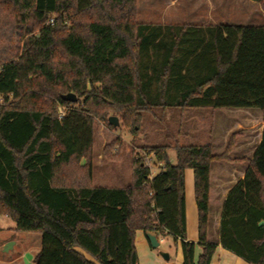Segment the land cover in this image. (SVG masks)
I'll return each instance as SVG.
<instances>
[{
  "label": "trees",
  "instance_id": "16d2710c",
  "mask_svg": "<svg viewBox=\"0 0 264 264\" xmlns=\"http://www.w3.org/2000/svg\"><path fill=\"white\" fill-rule=\"evenodd\" d=\"M137 13V0H0V218L41 236L33 264H139L138 231L181 242L183 264H211L219 245L264 264V128L251 158H232L236 132L221 154L211 142L154 147L157 175L143 158L129 185H92L95 120L116 128L111 112L133 137L156 110H257L264 125V26L143 24ZM223 163L247 168L216 242L212 170ZM187 170L196 244L187 241Z\"/></svg>",
  "mask_w": 264,
  "mask_h": 264
},
{
  "label": "rangeland",
  "instance_id": "374dc122",
  "mask_svg": "<svg viewBox=\"0 0 264 264\" xmlns=\"http://www.w3.org/2000/svg\"><path fill=\"white\" fill-rule=\"evenodd\" d=\"M137 20L154 25H237L264 26V10L250 0H137ZM74 95V94H73ZM76 97V95H74ZM77 99V97H76ZM119 126L95 120V138L92 149V185L97 187H125L132 181L133 161L145 158L152 177L159 166L149 155L154 147H201L212 143L214 153L221 154L233 133H240L233 159L251 158L261 142L262 116L257 110H156L144 114L142 128L135 137L120 115ZM106 153H110L111 157ZM170 161L176 164V152L169 150ZM84 163V162H83ZM247 165L219 164L213 167V186L230 190L245 176ZM159 254L172 255L174 241L159 237ZM12 246L5 253L4 248ZM42 247L39 234L22 233L7 218L0 219V262L30 264Z\"/></svg>",
  "mask_w": 264,
  "mask_h": 264
},
{
  "label": "crops",
  "instance_id": "0c3cea01",
  "mask_svg": "<svg viewBox=\"0 0 264 264\" xmlns=\"http://www.w3.org/2000/svg\"><path fill=\"white\" fill-rule=\"evenodd\" d=\"M263 128L264 125H262L261 134ZM212 175H213V170H212ZM214 189L218 193L217 196L218 205L211 208L210 234L212 238L217 242L219 239L218 230L220 227V219L222 215L223 205L231 189L224 191L220 188L216 189L214 187ZM185 196H186L187 241L196 244L198 242V207L195 199L194 172L192 170H187L185 173ZM135 246L138 253L139 264H183L181 242H178L177 245H174V259L172 260V255L169 254L170 256L169 261L163 260L160 254L156 250H153L151 248L150 243L146 238V234L143 233L142 231L136 232ZM41 249L38 250L37 254L41 251ZM200 253L201 251L198 249L196 251V256L198 257ZM33 261L30 264H33ZM0 264H4V263L0 262ZM6 264H10V263H6ZM211 264H248V263H246L244 260L234 255L233 253L227 251L221 245H219L216 249V253L212 259Z\"/></svg>",
  "mask_w": 264,
  "mask_h": 264
},
{
  "label": "water",
  "instance_id": "95a60500",
  "mask_svg": "<svg viewBox=\"0 0 264 264\" xmlns=\"http://www.w3.org/2000/svg\"><path fill=\"white\" fill-rule=\"evenodd\" d=\"M68 99H69L70 101H72V102H75V101L77 100L76 97H75L74 95H70V96L68 97ZM109 121H110V123H111L113 126H115V127H118V126H119V122H118V119H117L116 117H112V118H110ZM261 225H264V222H262ZM146 238H147V240L149 241L150 246H151V248H152L153 250H157V249L159 248V246H160V242H159L158 238H157L155 235H153V234H146ZM11 249H12V246H6V247L4 248V252L7 253V252H9V250H11ZM160 256H161L162 259L165 260V261H169V260H170V256H169V254H166V253H160Z\"/></svg>",
  "mask_w": 264,
  "mask_h": 264
}]
</instances>
